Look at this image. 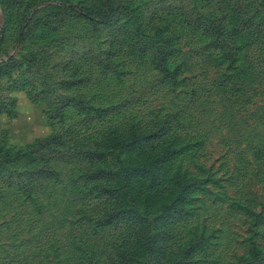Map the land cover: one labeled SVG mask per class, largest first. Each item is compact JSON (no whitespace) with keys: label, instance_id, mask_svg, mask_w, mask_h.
<instances>
[{"label":"rangeland","instance_id":"1","mask_svg":"<svg viewBox=\"0 0 264 264\" xmlns=\"http://www.w3.org/2000/svg\"><path fill=\"white\" fill-rule=\"evenodd\" d=\"M0 264H264V0H0Z\"/></svg>","mask_w":264,"mask_h":264},{"label":"trees","instance_id":"2","mask_svg":"<svg viewBox=\"0 0 264 264\" xmlns=\"http://www.w3.org/2000/svg\"><path fill=\"white\" fill-rule=\"evenodd\" d=\"M206 31L208 32V33H211V34H216V33H218V32H216L215 30H214V28L213 29H211V27H208V26H206ZM213 38L214 39H217V37L216 36H213ZM119 257H122V259H126V256L123 254V255H120Z\"/></svg>","mask_w":264,"mask_h":264}]
</instances>
